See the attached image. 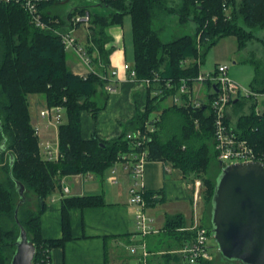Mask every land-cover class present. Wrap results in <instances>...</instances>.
<instances>
[{
	"label": "trees",
	"instance_id": "1",
	"mask_svg": "<svg viewBox=\"0 0 264 264\" xmlns=\"http://www.w3.org/2000/svg\"><path fill=\"white\" fill-rule=\"evenodd\" d=\"M51 1L40 3V10L45 20L58 21L54 26L66 28L71 25L73 15L86 11L85 7H75L66 19L52 17L43 11ZM100 4L107 7L108 12L88 11L90 17L86 25L85 49L93 69L78 74L69 65L67 50L57 34L31 24L20 5L0 2V168L4 172V177L0 178V264H9L20 226L35 246L32 264H51V249L62 247L71 238L70 209L102 205L104 199L101 194L63 197V234L59 238H44L40 217L47 198L61 190V179L65 175L89 172L102 177L120 154L132 150L125 133L144 128L147 121L152 122L153 111H160V118L156 121L157 129L150 134L145 145L146 159L163 161L177 169L184 178L194 174L191 179H201L203 189L200 195L204 213L208 207L209 224L202 221L200 225L211 233V197L222 166L214 148L208 104L193 108L173 103L162 105V102L178 89L182 78H190L188 83L191 84L192 78L200 71L204 54L221 37L235 35L238 49L246 47L253 39L264 44V38L255 33L256 29L264 30V0H180L176 6H169L165 0H100ZM224 7L231 9L230 16L226 15ZM167 11L176 13L180 23L192 20L194 31L164 40L161 28H154L153 23L156 17ZM126 14L131 22L136 76L151 80L145 87L144 109L137 110L115 138L103 139L97 135L84 138L81 134V111H88L95 118L109 97L106 72L114 47L107 46L111 41L107 28L121 24ZM78 26L80 23L75 25ZM199 48H202V53H199ZM251 58L255 74L250 87L264 92V73L260 74L263 63L254 56ZM184 59H189L188 63L183 64ZM155 74H158V79ZM167 80L171 86L166 85ZM205 86L207 88L208 83ZM31 95L41 96L43 106L61 105L65 110V119L57 128L60 155L56 162L44 159L39 152L30 112ZM252 100L249 111L240 113L233 125L241 138L260 151L264 149V110L256 113V101ZM240 104L239 98L232 106L233 112L241 108ZM171 112L180 114L178 127L162 139L161 125ZM194 119L198 120L197 127ZM10 154L13 156L11 164ZM214 160L220 167L212 178L210 168ZM16 182L25 187L23 201L16 190ZM154 194L159 195L157 191L144 192L147 205L159 200V197H153ZM31 195L36 200L35 208L28 200ZM183 226L180 213L166 216L165 228L170 232L175 233ZM184 234L191 239L194 231H180L177 234L180 241ZM195 264L214 262L212 259L199 260Z\"/></svg>",
	"mask_w": 264,
	"mask_h": 264
},
{
	"label": "crops",
	"instance_id": "2",
	"mask_svg": "<svg viewBox=\"0 0 264 264\" xmlns=\"http://www.w3.org/2000/svg\"><path fill=\"white\" fill-rule=\"evenodd\" d=\"M75 7H85L86 11L104 14L107 13L104 11H108L107 7L100 4V0H53L43 7V11L52 17L66 19L69 11ZM107 32L111 36L107 46H113L114 50L110 54L106 73L110 75L112 69L117 70V75L111 77L115 90L109 92L106 105L98 111L95 118L90 112L81 111V134L84 138H91L93 135L103 139L117 137L136 111L144 109L146 102L144 85L139 81L126 79V72L122 68L127 60L120 24L111 25ZM74 34L85 46L88 34L86 26L80 24L75 27ZM71 53L68 63L73 72H85L83 65ZM166 100L162 105H167ZM33 122L40 125L43 136L51 138L53 131L50 135L51 129L44 126L43 120L33 117ZM110 177H115L116 180L111 181ZM68 178L71 179L69 184L66 180ZM134 181L135 178L122 161H114L102 177L89 172L63 176L61 190H56L47 198L40 217L44 238H59L63 234V197L101 194L104 204L70 209L71 238L62 247L51 249L50 263L137 264L141 256V244L144 243L148 251L147 264H189L181 249L192 238L184 234L180 241L177 234L185 229L192 230V226L202 223L205 214L201 195H194V187L177 169L160 160H147L143 167V186L145 191H157L159 200L147 205L145 209L152 219L154 231L142 236L137 230L134 206L128 201V190ZM65 187L68 189L66 192L63 190ZM176 213L182 215L184 226L174 233L165 228V218ZM131 245L137 246L135 252H131Z\"/></svg>",
	"mask_w": 264,
	"mask_h": 264
},
{
	"label": "built area",
	"instance_id": "3",
	"mask_svg": "<svg viewBox=\"0 0 264 264\" xmlns=\"http://www.w3.org/2000/svg\"><path fill=\"white\" fill-rule=\"evenodd\" d=\"M47 0H0L2 3L18 4L27 13L29 21L35 27L43 30H50L60 37V40L65 50L74 52L79 59L87 66V70H92L90 65V57L86 53L85 46L81 44L74 34L75 25L88 24L89 12L77 13L70 19V26L63 28L60 26H54L58 24V21L45 20L40 10V3ZM227 7L224 10L227 13ZM189 59L182 60L183 64L188 63ZM198 62V61H197ZM123 70L126 72V79L132 81H139L148 86L151 83L149 78L139 79L136 76V71L133 64L127 62L122 65ZM81 74V73H78ZM117 75V70L112 69L110 75H106L109 83L106 85L108 91H114L115 87L111 81V77ZM155 78L158 79V74H155ZM190 78L181 79V84L178 89L172 93L171 103L184 107H200L204 103L208 104L209 113L212 117L213 127V141L216 155L221 166L240 162L259 160L264 162V149L257 150L253 145L247 142L246 139L241 138L235 131L229 109L232 108L234 102L242 97H251L256 101L255 112L260 113L264 110V92L255 91L252 88L244 87L236 80L232 79L228 75V65L226 63H217L214 69L207 72L199 71V73L192 78L191 84H189ZM189 82V83H188ZM208 83L204 96H200V90L202 86ZM167 86L170 85V81H166ZM201 85V87L199 86ZM154 94H156L154 92ZM210 95V96H209ZM64 108L61 105L43 106L40 108L39 115L44 122L46 128H55L57 131L58 125L62 120V111ZM160 118V112L152 114L150 120L145 123L144 128H136L128 130L125 133L131 144L132 150L119 155L116 161H122L124 167L135 178L134 183L128 190V201L134 206L136 226L138 233L142 236L154 231L152 226V219L145 211L147 202L144 198V186L142 182L143 167L146 159L145 145L150 140V134L157 129L156 121ZM194 124L198 126V120L194 119ZM34 131L39 141V152L41 156L48 161L59 160V147L58 139L55 145L52 144L50 136H43L40 125L34 123ZM57 137V135H56ZM111 181H115V177H110ZM199 180L194 184V195L197 197L199 193ZM65 192L67 187L63 189ZM153 197H158L154 194ZM194 231L192 240L183 246L181 252L186 258L189 264H195L199 260H211L213 254L209 250L208 240L210 233L205 226L195 224L191 227ZM142 251L141 256L137 264H147L148 251L144 243L141 244ZM137 246H130L131 252H135Z\"/></svg>",
	"mask_w": 264,
	"mask_h": 264
},
{
	"label": "water",
	"instance_id": "4",
	"mask_svg": "<svg viewBox=\"0 0 264 264\" xmlns=\"http://www.w3.org/2000/svg\"><path fill=\"white\" fill-rule=\"evenodd\" d=\"M12 160L10 154V164ZM15 187L23 201L25 187L20 182ZM210 221L223 258L264 264L263 161H240L221 167L211 197ZM15 244L9 264H32L35 246L22 226Z\"/></svg>",
	"mask_w": 264,
	"mask_h": 264
},
{
	"label": "rangeland",
	"instance_id": "5",
	"mask_svg": "<svg viewBox=\"0 0 264 264\" xmlns=\"http://www.w3.org/2000/svg\"><path fill=\"white\" fill-rule=\"evenodd\" d=\"M168 5H174L177 4L180 0H165ZM237 2L240 0H236ZM231 9H227V14L230 16ZM108 12V11H104ZM179 17L176 13L167 11L159 15V17L154 19L153 27L154 28H161V37L164 40H170L176 36H179L184 33H192L194 31L195 23L192 20H187L184 23L179 22ZM84 25V24H83ZM87 25V24H86ZM85 25V26H86ZM121 30L123 33V45L125 47V58L129 64L133 63V43H132V30H131V22L130 17L128 14H126L123 18L122 23L120 24ZM87 28V26H86ZM255 33L257 36L264 38V30L256 29ZM76 36V35H75ZM202 53V48L198 49ZM72 52V51H71ZM69 50L67 51V60L70 59V55H72ZM74 53V52H73ZM77 60L83 65V69L87 70V66L83 64V62L79 59V57L74 53ZM254 56L255 59L261 60L263 63V69L260 74L264 73V44L261 41L258 40H251L248 42L246 47L242 49L237 48V39L235 35H226L221 37L215 44H213L207 52L203 56V61L200 63V71L207 72L214 69V66L216 63H226L228 65V75L239 82L242 86L252 88L251 82L254 77L255 71H254V65L251 62V57ZM261 80V78H260ZM259 85L262 84V82H258ZM201 87V85H199ZM206 92V86H202L200 90V96H204ZM32 102L30 103V112L32 117L40 118L39 111L40 108L43 107V100L41 99V96L38 95H31ZM37 97H40L39 100H37ZM36 98V100H35ZM251 97H242L240 99L241 102V108L237 110V112H233L234 109H229V114L231 116L232 122L235 121L236 117L240 113H246L249 111L250 104L252 102ZM167 105L171 102V96H169L166 100ZM152 114H156L155 111L152 112ZM65 119V110L62 111V120ZM180 120V114L171 112V114L165 118L163 121V124L160 128V134L162 139H166L170 134H172L175 130H177L178 122ZM51 131H49V134L51 135L53 131V135L51 136L50 140L53 145L57 143V137H56V131L55 128L51 127ZM49 129V130H50ZM55 133V135H54ZM7 157V155H5ZM219 164L214 160L211 164L210 168V175L212 178L217 174L219 170ZM221 169V167H220ZM4 177V172L0 168V178ZM192 177H195L194 174H191L188 178L189 183H191V186L194 187L195 181L199 180V194H201V191L203 189L201 179L195 178L194 180L191 179ZM67 184H69L70 178L66 179ZM202 195V194H201ZM33 198H29V202L31 203V207L35 208L36 200L34 199V196L31 195ZM147 215L149 216L147 210ZM203 222L205 225L209 224V221H207L208 218V207L205 210L204 213ZM150 217V216H149ZM209 250L213 254V262L214 264H243L239 261H233L229 259H225L220 255V252L218 251V248L216 246L214 236L211 230L209 240H208ZM141 251V250H140Z\"/></svg>",
	"mask_w": 264,
	"mask_h": 264
},
{
	"label": "bare ground",
	"instance_id": "6",
	"mask_svg": "<svg viewBox=\"0 0 264 264\" xmlns=\"http://www.w3.org/2000/svg\"><path fill=\"white\" fill-rule=\"evenodd\" d=\"M203 226V225H202Z\"/></svg>",
	"mask_w": 264,
	"mask_h": 264
}]
</instances>
